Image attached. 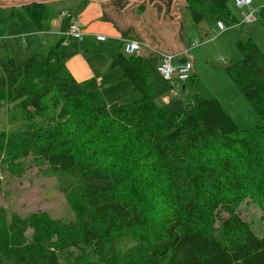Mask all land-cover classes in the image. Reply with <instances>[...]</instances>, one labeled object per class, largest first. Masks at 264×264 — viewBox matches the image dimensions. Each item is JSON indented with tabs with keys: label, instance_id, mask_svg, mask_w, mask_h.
<instances>
[{
	"label": "trees",
	"instance_id": "16d2710c",
	"mask_svg": "<svg viewBox=\"0 0 264 264\" xmlns=\"http://www.w3.org/2000/svg\"><path fill=\"white\" fill-rule=\"evenodd\" d=\"M229 1L185 0L193 22L231 21ZM24 8L39 30L51 26L49 3ZM63 39L22 62L0 58V110L10 108L17 126L0 129V161L16 172L32 159L74 215L6 220L0 212V264H61L73 249H89L95 264H126L121 247L139 233L143 264H264V235L239 214L246 200L264 213L257 44L238 41L242 58L225 68L260 118L241 129L217 98L199 91L194 74L183 82L182 109L157 104L143 59L123 52L120 40L102 51L140 97L92 104L60 55Z\"/></svg>",
	"mask_w": 264,
	"mask_h": 264
},
{
	"label": "rangeland",
	"instance_id": "374dc122",
	"mask_svg": "<svg viewBox=\"0 0 264 264\" xmlns=\"http://www.w3.org/2000/svg\"><path fill=\"white\" fill-rule=\"evenodd\" d=\"M252 1V5L258 10L256 19L243 22L242 12L247 11V7L239 8L230 0L228 6L232 20L215 19H220L226 26L223 31H220L215 20L214 22L207 20L193 22L185 0H179L176 7L181 14L182 26L180 32L177 30V36L175 28L172 34L169 33L171 45L188 49L189 58L195 62L194 76L199 91L217 98L241 129L253 127L260 118L225 68L242 58V53L237 46L238 41L245 42L252 39L264 54V0ZM77 2V0H62L49 3L54 12L53 17L61 21V31L67 29L68 20L61 17L59 12L65 10L71 14L76 13V10H79L76 6ZM103 2H113L117 4V8L130 6L126 0H104ZM150 4H152L151 0ZM141 12L139 11L136 15ZM177 12L174 8V16ZM174 16L171 12V17ZM165 17L167 20V16ZM178 20L177 16V22ZM168 22L172 23L169 19ZM133 23H136V19H130L125 24L128 29H131L130 25ZM50 30L55 31L56 26H51ZM38 31V26L24 7H0V58L10 55L16 62H22L34 52L45 51L50 42L64 37L60 45V55L66 61L74 78L81 83L92 104H107L116 97H119L123 103H129L140 97L138 92L132 90L131 83L123 76L122 70L119 67H112L110 60L102 51L104 48L117 44L116 39L107 38L105 42L98 43L84 35L80 44L81 52H77L74 46L75 38L60 34L44 36L38 34ZM195 40L200 44L192 47L190 44ZM65 42L68 45H65ZM147 51H153V48L149 46ZM167 52L173 53L172 50ZM145 63L148 64L146 67L149 72L153 71V100L161 105V95L165 93L171 100V109H182L185 105L181 89L182 81L174 79L169 82L159 75L155 70L154 57H148ZM10 113V108L0 110V129H17L16 124L9 120ZM21 166L19 171L13 172L7 168L3 160L0 161V212L6 220H9L13 213L24 216L37 211H46L56 218L71 219L74 210L66 202L63 193L56 188L54 178L45 175L42 172L43 169L30 158L25 159ZM239 214L249 222L258 235H264V213L259 206L246 200L240 205ZM144 241L143 234L139 233L135 235L132 242L122 245L126 264H143L138 243ZM70 255V258L61 255L60 263L95 264L97 262L89 249L83 251L73 249Z\"/></svg>",
	"mask_w": 264,
	"mask_h": 264
},
{
	"label": "crops",
	"instance_id": "0c3cea01",
	"mask_svg": "<svg viewBox=\"0 0 264 264\" xmlns=\"http://www.w3.org/2000/svg\"><path fill=\"white\" fill-rule=\"evenodd\" d=\"M77 1L78 2L76 3V6L79 8V10H76V13L74 14H71L69 12L68 13L71 14L72 16L77 14L74 17H78L83 21H85V23L87 24V25L85 24V35L91 37L93 40H95L94 34L99 33L106 35L107 38L116 39L117 41L119 39H134L140 41L142 43V47L139 51L136 52V54L143 59V64L145 65V67L146 65L148 66V64L145 63V60L148 57H154L155 70L157 72L156 68L159 63L158 57L159 54L164 50L166 51L172 50L173 53L178 54L175 60L176 63H180V61L185 57L183 50H185L186 48L181 49L182 46L180 48V46L171 45V41L169 39V33L172 34V30L174 29V26L172 27V25L174 24L175 18L171 17V12L174 4L173 0H151L152 4H150V0H149V7H151L155 2H160L165 7V16H167V20L165 17L163 22L161 23V26L156 24L161 20L163 14V9L160 4H159L160 6L158 4H155L150 9L148 7L147 2H144L142 4H134L130 7L128 11L124 12V10L127 9L126 7L123 8L122 6L121 8H117L118 7L116 6L117 4L113 2L110 3V2H103L97 0H85V1L77 0ZM174 8L175 10L178 11L175 17L177 18L178 16L179 18L178 22L175 24V28L180 32L182 26L180 22L181 14L179 9L176 7V5L174 6ZM139 11L140 12L142 11L141 14L136 15ZM53 18L52 20H54L55 24L51 26H56V30L52 32L50 30L51 28L50 26L49 27L50 35L51 34L57 35V33L58 34L61 33V35H63L66 29L64 31H61L62 30L61 21L55 19L56 17L54 19ZM130 19H136V23L130 25L131 29H128L126 27L127 24L125 23L128 22V20L130 21ZM168 19L171 20L172 25L168 22ZM81 41L82 40L74 39V46L77 52H81L80 50ZM65 45H68V43L65 42ZM149 46L153 48V51H147ZM194 65L195 62L193 61V66ZM152 72L153 71H151V75H153ZM194 72L195 69H193V74ZM181 89L184 94L183 82L181 85ZM166 96L167 94L162 93L161 102L162 104L164 103L168 104L170 107L171 100L169 97ZM165 98H168V102L164 100Z\"/></svg>",
	"mask_w": 264,
	"mask_h": 264
},
{
	"label": "built area",
	"instance_id": "2783aa9c",
	"mask_svg": "<svg viewBox=\"0 0 264 264\" xmlns=\"http://www.w3.org/2000/svg\"><path fill=\"white\" fill-rule=\"evenodd\" d=\"M234 4L239 8L247 7V11L242 12L243 22H251L256 19L257 9L252 5V0H232ZM60 15L63 18L68 19V26L66 31L64 32V36L73 37L76 40H82V37L85 35V22L78 18L69 14L67 11H60ZM55 24L54 21L50 22V25ZM216 25L218 30L223 31L226 26L222 21H216ZM40 35H50L49 28L39 30L37 32ZM58 34V33H57ZM61 35V33H59ZM94 38L97 42H104L106 40V35L96 33L94 34ZM121 41V46L123 52L126 54H134L139 51L142 47V43L138 40L134 39H119ZM199 41H192L191 46L199 45ZM185 54L186 61L183 63H176L175 60L177 58L176 53L163 51L159 54V63L157 65V72L161 75L165 80L172 82V80L176 79L179 81H186L193 74V61L188 56V49L183 50ZM168 102V98L164 99Z\"/></svg>",
	"mask_w": 264,
	"mask_h": 264
},
{
	"label": "water",
	"instance_id": "95a60500",
	"mask_svg": "<svg viewBox=\"0 0 264 264\" xmlns=\"http://www.w3.org/2000/svg\"><path fill=\"white\" fill-rule=\"evenodd\" d=\"M56 1H61V0H0V7H12V6H22L24 7L25 5L31 4V3H52V2H56ZM97 1H104V0H97ZM130 3V6L124 10V12L128 11L130 9V7L134 4H142L144 2L148 3V7H149V0H143V1H134V0H126ZM179 0H175L174 4H173V8H172V15L174 16V6L178 3ZM155 4H160L162 9H163V14H162V18L161 20L156 23L157 25L161 24L165 18V7L160 3V2H155L151 7H153ZM149 7V9L151 8ZM175 21H174V28H175V23L177 22V18L174 16ZM176 29V28H175ZM176 36H177V29H176ZM184 61H186V57H184L180 63H183Z\"/></svg>",
	"mask_w": 264,
	"mask_h": 264
}]
</instances>
